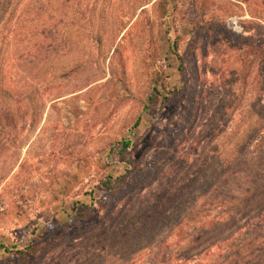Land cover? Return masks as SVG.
Here are the masks:
<instances>
[{
  "label": "rangeland",
  "instance_id": "obj_1",
  "mask_svg": "<svg viewBox=\"0 0 264 264\" xmlns=\"http://www.w3.org/2000/svg\"><path fill=\"white\" fill-rule=\"evenodd\" d=\"M158 1L13 0L3 14L0 109L12 119L0 118V246L63 226L41 264L80 262L103 238L66 215L110 200L106 174L124 179L113 200L127 217L163 218L255 119L264 67L240 45L264 37V0H173L175 20L192 21L178 32ZM125 137L133 145L113 160L108 148ZM237 157L223 168L235 176L126 264H264V132Z\"/></svg>",
  "mask_w": 264,
  "mask_h": 264
},
{
  "label": "trees",
  "instance_id": "obj_2",
  "mask_svg": "<svg viewBox=\"0 0 264 264\" xmlns=\"http://www.w3.org/2000/svg\"><path fill=\"white\" fill-rule=\"evenodd\" d=\"M13 0H0V22L2 20L3 14L11 5ZM173 0H159L157 3L161 4L165 8V12L168 11V22L172 24V29L178 32L179 28L186 30L192 26V21L188 20L186 25L179 24L172 15L171 10L174 7L172 3ZM197 28V25L195 26ZM193 29V31L198 29ZM94 43L101 42V36L95 34L92 36ZM177 34L174 39L169 43L170 50L174 53V56L178 63L181 65L182 60L180 55L177 53ZM245 51L253 55L255 61L258 65L264 67V37L260 39L252 40L248 43L240 45ZM251 63V62H249ZM240 65H244L241 63ZM264 69V68H263ZM261 84L260 89L257 92V100L262 103L259 105L255 112V119L253 122L244 129L243 134L238 141L232 143V148L230 153L222 158L221 162L215 166L208 176L198 177L190 181L188 190H181L178 194V199L175 200V204L170 212H168L163 218H145L144 222H138L137 219H132L134 215L136 217H141L144 214H135L133 213L130 217H127L128 208H126L127 203L120 204L121 199L113 200L114 198L119 197L120 191L124 188L126 184L124 179L121 176H112V174H106L101 180L100 188L105 196L109 197L110 200H97L96 207H92L84 210V212H76L74 214H67L66 218L68 221H83V218L88 220L87 226H90L91 223L96 225L97 231L100 230V236H93L95 239L103 238V247L94 252L88 258L74 263V264H126L129 262H134L140 259V253L143 251L145 244L154 240V238L161 233L163 230L172 231L176 228L173 223H181L185 215H189L195 208V202L202 198L204 199L208 195L209 189L213 191L217 190L220 184H225L228 181V176H235L237 171L235 169L229 168L226 171H223L224 166H227L229 162H233L235 158H238L237 155L242 150L250 139H253L259 134L264 132V70L259 72L257 77V83ZM155 93L158 90L153 86ZM149 99H153V96H149ZM255 104L253 105L254 108ZM252 111L255 109H251ZM12 114L4 112V109H0V118L9 122L12 119ZM134 127L137 126V121L134 122ZM118 145V146H116ZM133 145L132 140L129 137L121 138L119 142L115 145H112L108 148V155L120 156L123 152L130 148ZM238 162V161H237ZM125 173L131 171V166L129 168L124 167ZM153 169H156L155 165L152 166ZM264 176V175H262ZM124 177V176H123ZM264 188V184L262 185ZM94 199V197H93ZM203 203V204H204ZM221 203V201H220ZM202 204V205H203ZM73 211V210H72ZM181 218L179 219V217ZM140 219V218H139ZM177 219V220H176ZM135 222L140 223L136 230L130 231L127 233L128 229L133 226ZM181 227V226H180ZM179 227V229H181ZM59 232L56 235L46 237L44 233V226H39L34 229L33 235L26 243L21 246H0L3 250V253L11 256L10 259H5L0 261V264H41V261L44 258H47L54 253V245L59 239L60 232H63L64 227L60 226ZM261 234L264 233V223L262 225ZM264 235V234H263ZM193 257L187 256L184 260L189 261Z\"/></svg>",
  "mask_w": 264,
  "mask_h": 264
}]
</instances>
